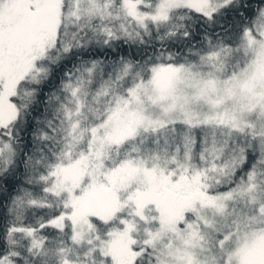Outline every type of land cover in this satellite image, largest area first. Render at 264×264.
Masks as SVG:
<instances>
[{"label": "snow or ice", "instance_id": "6c2138e0", "mask_svg": "<svg viewBox=\"0 0 264 264\" xmlns=\"http://www.w3.org/2000/svg\"><path fill=\"white\" fill-rule=\"evenodd\" d=\"M0 264H264V0H0Z\"/></svg>", "mask_w": 264, "mask_h": 264}]
</instances>
